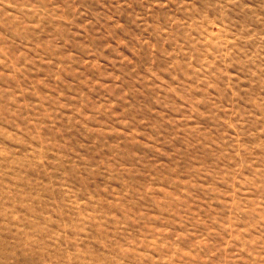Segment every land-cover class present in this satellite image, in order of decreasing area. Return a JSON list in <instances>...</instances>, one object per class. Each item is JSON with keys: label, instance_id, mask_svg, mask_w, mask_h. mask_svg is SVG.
Returning a JSON list of instances; mask_svg holds the SVG:
<instances>
[{"label": "rangeland", "instance_id": "374dc122", "mask_svg": "<svg viewBox=\"0 0 264 264\" xmlns=\"http://www.w3.org/2000/svg\"><path fill=\"white\" fill-rule=\"evenodd\" d=\"M0 264H264V0H0Z\"/></svg>", "mask_w": 264, "mask_h": 264}]
</instances>
